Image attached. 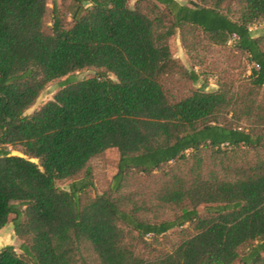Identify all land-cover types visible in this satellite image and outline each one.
<instances>
[{
    "label": "trees",
    "instance_id": "trees-1",
    "mask_svg": "<svg viewBox=\"0 0 264 264\" xmlns=\"http://www.w3.org/2000/svg\"><path fill=\"white\" fill-rule=\"evenodd\" d=\"M48 1L0 0V230L22 241L0 264H264V0H71L69 21ZM176 34L193 66L219 48L250 74L191 88Z\"/></svg>",
    "mask_w": 264,
    "mask_h": 264
},
{
    "label": "rangeland",
    "instance_id": "rangeland-1",
    "mask_svg": "<svg viewBox=\"0 0 264 264\" xmlns=\"http://www.w3.org/2000/svg\"><path fill=\"white\" fill-rule=\"evenodd\" d=\"M179 1L182 3L184 2L186 3L188 0H179ZM53 3H56L60 14L63 17H65L67 21H69L70 20L69 11L72 7V1L49 0L48 5L50 8H52ZM133 3L134 0H131V5H133ZM47 21L48 24L52 22L51 15L48 16ZM250 30L253 36L261 35L263 30V25L261 23L252 24L250 26ZM170 48L173 57L177 61L182 63L189 70L192 69L195 70V72L200 75V80L198 82L190 84L191 88L194 89L200 88L203 85V81L207 82V85L205 86V89L207 91L216 90L218 88L217 85L218 74L217 72L212 71V67L219 66L220 69H222L227 67L229 63L234 62L235 63L234 65H238L240 63V65L242 66L241 69L244 70L246 74H250L251 64L247 63L244 59L242 60H239L238 58L235 59L232 56L230 50H220L219 48H215L213 49V53L212 55L209 56V59L207 60L205 65L193 66L188 57L187 52L180 44L178 34H176L170 39ZM92 74L93 71L91 70H82L76 72L75 74H73V76H75L77 79H82ZM64 79L65 77L49 82L44 88V90L41 92L39 97L37 98L35 104L31 106L29 109H27L25 113L30 114L41 104H43L49 99H52L54 93L59 89L60 82ZM11 152L13 154H18V155L20 154L16 150H11ZM118 161H119V153L116 148L107 149L103 155L91 161L90 165L92 170L91 171L92 185L89 188L91 193L93 194L100 193L107 186L108 182L111 180V178L117 171ZM33 162L36 163L37 161L33 160ZM71 181L72 180H59L56 183L59 188L68 190ZM199 211H203L202 206L199 207ZM12 218L13 215H10L8 223L0 231V249L7 245H11L18 254H22V250H21L22 241L15 235ZM81 251L86 258H90L87 247H83Z\"/></svg>",
    "mask_w": 264,
    "mask_h": 264
},
{
    "label": "crops",
    "instance_id": "crops-1",
    "mask_svg": "<svg viewBox=\"0 0 264 264\" xmlns=\"http://www.w3.org/2000/svg\"><path fill=\"white\" fill-rule=\"evenodd\" d=\"M3 228H4V227H3ZM3 228H2V229H3ZM2 229H1V230H2ZM1 230H0V231H1Z\"/></svg>",
    "mask_w": 264,
    "mask_h": 264
}]
</instances>
